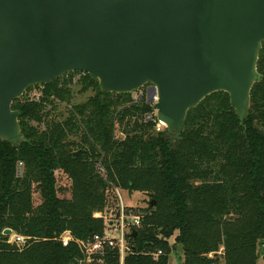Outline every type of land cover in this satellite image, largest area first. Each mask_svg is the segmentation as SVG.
<instances>
[{
	"label": "trees",
	"instance_id": "obj_1",
	"mask_svg": "<svg viewBox=\"0 0 264 264\" xmlns=\"http://www.w3.org/2000/svg\"><path fill=\"white\" fill-rule=\"evenodd\" d=\"M257 72L242 126L228 95L215 93L188 112L171 142L155 129L145 100L103 93L87 74L31 88L38 99L23 94L11 106L27 143L0 141V264H84L76 242L118 223L119 190L149 198L132 213L140 222L126 236L124 264H168L177 250L180 264H257L264 245V43ZM73 75L82 78L73 83ZM76 86L91 93L81 103L73 102ZM60 105L66 117L58 120ZM59 174L67 188L58 186ZM65 192L70 198L58 196ZM7 229L26 244L9 243ZM66 232L72 241L64 247ZM94 264H119L118 254L107 250Z\"/></svg>",
	"mask_w": 264,
	"mask_h": 264
},
{
	"label": "water",
	"instance_id": "obj_2",
	"mask_svg": "<svg viewBox=\"0 0 264 264\" xmlns=\"http://www.w3.org/2000/svg\"><path fill=\"white\" fill-rule=\"evenodd\" d=\"M263 43L264 0H0V141L27 143L12 103L73 72L103 93L150 86L170 142L215 93L242 126Z\"/></svg>",
	"mask_w": 264,
	"mask_h": 264
},
{
	"label": "built area",
	"instance_id": "obj_3",
	"mask_svg": "<svg viewBox=\"0 0 264 264\" xmlns=\"http://www.w3.org/2000/svg\"><path fill=\"white\" fill-rule=\"evenodd\" d=\"M77 77L79 80L80 75H77ZM72 82L76 83L77 80L73 77ZM38 97L33 98V100L38 99ZM98 170L100 173H104L103 169L99 166ZM118 208L120 213L118 223L109 224L108 230H104L101 234H94L85 241L76 242L82 255L84 256V264L101 262V258L105 255L107 250L115 251L118 254L119 264H124V258L130 251L126 236L130 233L131 228L139 227L140 219L139 217L132 215V212H130L131 220H129L128 216L125 214V208L122 202H119ZM112 229H114L115 232H113ZM60 241L62 245L66 247L72 241V236L69 232H66L61 236ZM26 242L27 239L23 236L16 234L10 235L9 243L14 244L19 248L23 247ZM161 254V251H158L154 254V259L158 258Z\"/></svg>",
	"mask_w": 264,
	"mask_h": 264
},
{
	"label": "rangeland",
	"instance_id": "obj_4",
	"mask_svg": "<svg viewBox=\"0 0 264 264\" xmlns=\"http://www.w3.org/2000/svg\"><path fill=\"white\" fill-rule=\"evenodd\" d=\"M75 78L76 80H78L77 75H73L72 78ZM80 78H82L80 76ZM79 78V79H80ZM33 88V87H32ZM144 88H142L139 91H136L134 93H131L132 99L136 100L138 98H142L143 100H145L147 102V93L144 90ZM75 92H74V98H73V102L74 103H81L83 101H85V99L91 95L90 91L87 92L84 95H81L78 93L79 87L76 86L74 88ZM25 98H37L39 96V92L37 89H31L29 88L25 93ZM152 106V105H151ZM152 108V107H151ZM60 115H62L63 117H66V109H65V105H60L57 110L54 112V117L56 116V119L60 120L61 117H59ZM150 116L154 119L155 121V129L157 131H163L165 129V127L163 125H161L157 120H156V113L151 109L150 112ZM57 184L58 186H60L61 188H67L69 185V181L66 180V178L59 174L57 177ZM60 198H70L69 193L65 192L63 194H59L58 195ZM149 198L147 195L144 194H140V193H132V194H128L126 191H122L119 190L118 191V195H117V202L123 204L124 208H125V214L126 216H128V219L131 220V215L130 212L136 214L135 212H137L139 209H145L146 208V203L148 202ZM33 202H34V206H37L40 203V198L37 194L33 195ZM130 210V211H129ZM126 218V217H125ZM125 220V219H124ZM128 220V221H129ZM116 224V222L114 223ZM104 230H108V225L105 226ZM103 230V231H104ZM113 232L114 229H112ZM259 259L257 261V264H264V260H263V256H264V245L260 246L259 248ZM181 252L179 250H177L176 252H172L171 256L168 260V264H180L181 261Z\"/></svg>",
	"mask_w": 264,
	"mask_h": 264
},
{
	"label": "flooded vegetation",
	"instance_id": "obj_5",
	"mask_svg": "<svg viewBox=\"0 0 264 264\" xmlns=\"http://www.w3.org/2000/svg\"><path fill=\"white\" fill-rule=\"evenodd\" d=\"M149 88H150V86H146V87H145L144 90L146 91V93H147V91L149 90Z\"/></svg>",
	"mask_w": 264,
	"mask_h": 264
}]
</instances>
